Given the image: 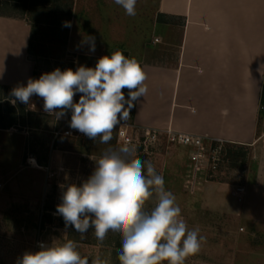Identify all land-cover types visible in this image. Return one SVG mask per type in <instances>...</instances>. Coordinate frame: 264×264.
<instances>
[{"label":"crops","instance_id":"0c3cea01","mask_svg":"<svg viewBox=\"0 0 264 264\" xmlns=\"http://www.w3.org/2000/svg\"><path fill=\"white\" fill-rule=\"evenodd\" d=\"M156 3L150 24L129 25L121 13L124 9L114 0H75L69 51L99 59L121 50L140 62L148 92L131 110L138 125L195 134L207 141L252 144L259 134L264 87V0ZM31 34L24 17L0 15V85L26 86L29 78L34 79L28 53ZM96 35L91 52L85 38ZM7 95L2 93L0 106L7 101L15 107V98ZM11 129L0 127V132ZM262 168L256 182L245 186L239 206L234 201L229 209L217 197L210 200L211 211L234 215L241 223L232 232L235 248L230 264H264Z\"/></svg>","mask_w":264,"mask_h":264},{"label":"rangeland","instance_id":"374dc122","mask_svg":"<svg viewBox=\"0 0 264 264\" xmlns=\"http://www.w3.org/2000/svg\"><path fill=\"white\" fill-rule=\"evenodd\" d=\"M74 3L75 0L71 3L65 0L55 5L50 3L46 7L49 13L41 10L24 15L22 7L16 4L5 7L37 28V47L35 55L30 56L37 79L41 74L56 68L62 71L71 68L75 71L79 65L94 67L98 60L72 53L68 41L65 42L63 10L70 6L72 8ZM156 4V0H141L136 7V16H128L125 11L121 13L126 15L124 20L129 25L134 22L148 25ZM139 11L142 12L140 16ZM123 91L125 95L128 92L127 89ZM79 95L74 97V101L78 102ZM43 103V99L36 95L31 97L27 105L16 101L20 124L12 127L11 131L0 132V264H16L25 251H38L39 242L50 244L63 236L78 241V251L89 258L90 264L96 258L106 261V264H119V234L109 232L101 243L90 228L87 237L81 239L74 227L65 229L63 218L54 215L56 206L61 202L63 186L80 184L87 179L95 167L94 160L99 158L104 149L119 145L116 129L108 145L101 144L99 138L94 141L85 135L78 138L56 136L61 121L46 115ZM8 104L5 101L0 106V125L9 123L14 117ZM66 115L71 119L70 111ZM263 134L264 87L258 138L250 145L227 143V154L221 152L220 157L217 155L219 160L215 161V170L212 155L199 164L192 157L191 147L171 144L165 139L136 150V158L151 161L156 171L163 175L165 188L176 196L182 210L181 216L189 228L199 227L200 234L207 238L201 251L188 256L185 264H230L235 248L232 232L241 223L234 215L211 211L210 200L217 197L229 209L234 201L240 205L241 202L233 194L235 187L256 182L264 166ZM206 143L208 147L210 141ZM229 149L234 153H230ZM30 157H35L37 163L30 162ZM215 184L226 186L219 189L214 187Z\"/></svg>","mask_w":264,"mask_h":264},{"label":"clouds","instance_id":"9594fccd","mask_svg":"<svg viewBox=\"0 0 264 264\" xmlns=\"http://www.w3.org/2000/svg\"><path fill=\"white\" fill-rule=\"evenodd\" d=\"M114 3L126 15H137V0ZM62 26L72 25L65 21ZM85 43L95 52L94 36L86 37ZM146 80L140 62L116 50L101 56L94 67L79 65L75 71L56 68L38 79L29 78L26 86L18 85L10 94L15 98L13 104L27 105L33 95L42 98L44 111L56 120L70 111L71 129L108 145L114 129L130 119L131 110L147 95ZM77 94L78 102L74 101ZM33 159L30 157V162ZM94 161L87 179L62 188L54 215L63 218L65 229L74 227L85 239L92 228L101 243L109 232L119 234V264H185L188 256L201 251L207 238L199 227L189 228L176 196L165 188L163 175L151 161L136 158L135 145L109 146ZM78 247V241L67 236L50 244L39 242L38 251H25L16 264H90ZM91 264L106 261L96 258Z\"/></svg>","mask_w":264,"mask_h":264},{"label":"built area","instance_id":"2783aa9c","mask_svg":"<svg viewBox=\"0 0 264 264\" xmlns=\"http://www.w3.org/2000/svg\"><path fill=\"white\" fill-rule=\"evenodd\" d=\"M156 41H158L157 38ZM46 115L50 116L47 113ZM130 116L131 117L127 122L122 123L116 128V137L119 145L130 143L135 145L136 150H138L142 146H148V144H156L161 139H165L171 144H179L191 147L192 157L199 164L204 163L212 155V159L214 161V170L217 167L216 162L219 160L221 152L227 154V147L225 146L227 145V142H225L224 140H208L210 141V143L208 144L209 146L206 147L207 140L203 136L176 132L171 129L161 130L140 126L136 123L134 114L132 112L130 113ZM59 120L61 121V126L55 133L56 136H64L68 138H78L84 136V134L69 127L70 118L67 117V115ZM217 155H219V157H217ZM245 193L246 187L242 184L237 185L233 192L236 199L240 202L243 200Z\"/></svg>","mask_w":264,"mask_h":264},{"label":"trees","instance_id":"16d2710c","mask_svg":"<svg viewBox=\"0 0 264 264\" xmlns=\"http://www.w3.org/2000/svg\"><path fill=\"white\" fill-rule=\"evenodd\" d=\"M62 1H65V0H0V15H12V13H10L8 10H6L5 7L7 8L8 6H12V5L14 6V4H16V6L19 8L22 7L23 15L26 14V12L31 14V13H35V12L41 11V10L47 11L49 13L50 10L46 8L48 4L51 3V4L55 5L57 2H62ZM71 1L72 0H70V3H71ZM63 13L65 16V21L70 22L71 17H72L71 6L67 10H65V11L63 10ZM18 16H20V15H18ZM30 24L32 27V34H31V37L29 40L28 53H29V56H34L35 51H36V47H37V45H36L37 28L35 27V24H32V23H30ZM64 29L66 32L65 42H67V35H68L69 28L64 27ZM123 54L126 56L125 53H123ZM36 77H37V74H36V71H34V79ZM13 88L14 87H11V86L0 85V101L2 100L1 96H2L3 92H7V94H8L5 98H8V99L14 98L10 94ZM9 107H10V110L12 111V115L14 117L12 118V120L9 123H5L3 125H0V127L4 128V129H10L14 125L20 124V119H19V117H17L16 107H14V106H9ZM1 112L2 111L0 109V114H1ZM22 113H24L23 109H22ZM18 120H19V122H18ZM232 151L233 150H230V153H234V151L233 152Z\"/></svg>","mask_w":264,"mask_h":264}]
</instances>
